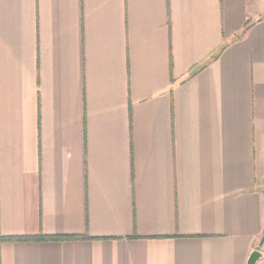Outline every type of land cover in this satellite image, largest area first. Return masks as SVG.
Returning <instances> with one entry per match:
<instances>
[{
	"label": "crops",
	"instance_id": "crops-1",
	"mask_svg": "<svg viewBox=\"0 0 264 264\" xmlns=\"http://www.w3.org/2000/svg\"><path fill=\"white\" fill-rule=\"evenodd\" d=\"M263 234L264 0H0V236L79 237L0 264H247Z\"/></svg>",
	"mask_w": 264,
	"mask_h": 264
},
{
	"label": "trees",
	"instance_id": "trees-1",
	"mask_svg": "<svg viewBox=\"0 0 264 264\" xmlns=\"http://www.w3.org/2000/svg\"><path fill=\"white\" fill-rule=\"evenodd\" d=\"M249 26L246 25V28ZM72 238H79L78 236H19V237H4L0 236V241H14V240H21V241H26V240H41V239H48V240H65V239H72Z\"/></svg>",
	"mask_w": 264,
	"mask_h": 264
},
{
	"label": "water",
	"instance_id": "water-1",
	"mask_svg": "<svg viewBox=\"0 0 264 264\" xmlns=\"http://www.w3.org/2000/svg\"><path fill=\"white\" fill-rule=\"evenodd\" d=\"M263 245H264V234H263V236L261 237L260 242H259L257 248L254 249V250L251 252V254H250L249 258H248L247 264H257V262H258L261 258H263L264 253H263V251L261 250V248L263 247Z\"/></svg>",
	"mask_w": 264,
	"mask_h": 264
}]
</instances>
